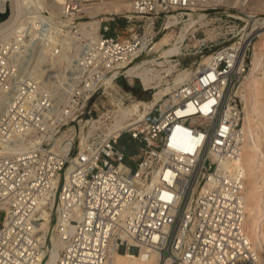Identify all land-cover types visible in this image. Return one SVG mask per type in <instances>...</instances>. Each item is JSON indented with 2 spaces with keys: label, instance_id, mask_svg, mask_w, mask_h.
<instances>
[{
  "label": "built area",
  "instance_id": "1",
  "mask_svg": "<svg viewBox=\"0 0 264 264\" xmlns=\"http://www.w3.org/2000/svg\"><path fill=\"white\" fill-rule=\"evenodd\" d=\"M127 1L122 16L141 27L131 38L112 32L119 13L86 17L84 0H64L57 25L31 6L23 28L0 37V264H44L45 212L64 241L56 264H108L131 247L159 250L171 264H264L245 227V173L237 163L241 86L263 19L255 26L225 14L233 22L225 33L197 39L210 60L123 117L119 103L94 107L113 87L106 79L128 76L156 51L167 21L182 23L199 2ZM44 43L49 51L39 59Z\"/></svg>",
  "mask_w": 264,
  "mask_h": 264
},
{
  "label": "bare ground",
  "instance_id": "2",
  "mask_svg": "<svg viewBox=\"0 0 264 264\" xmlns=\"http://www.w3.org/2000/svg\"><path fill=\"white\" fill-rule=\"evenodd\" d=\"M198 1L200 0H195V2ZM16 2L17 4L15 5H17V8L15 7V9L17 10L13 12L14 14L10 16V21L13 20L11 21L12 23L14 21H17V18L19 17L21 12V1L18 0ZM63 2L64 0L50 1V4L53 7L51 11V20L56 25L58 24L57 20H60L61 18V13L63 11ZM107 7L112 13H118L131 9V5L127 0H114ZM97 8L99 11H101L100 9H103V6H99ZM93 10L94 8L92 9V11ZM0 12L7 14L6 10L0 9ZM205 15L206 14L204 13H200L199 16H196L195 14L191 13L189 19L184 21L181 31L175 37L172 36V32L175 30V28L168 29V31H166L159 37V39L155 43L154 49L158 53H160V56L164 58L163 60H157V58H145L131 65L127 69L126 73L128 76L131 77V80L132 77H137L144 85V88L158 89L154 93L155 101H158L165 94L173 91L174 88H176L182 81H184L188 77L193 76L196 73V70L191 71L189 69H185L184 71H180L172 82H162L164 78L163 72L168 73L172 71L173 65L171 57L174 55H178L182 52V49L185 46L184 43L186 38L191 32H194L197 29L196 25L198 22L203 23ZM54 18L58 19L56 20ZM5 21L6 20L2 22L0 20V29L4 28V26L8 22L9 23L7 25H10V21ZM90 23H93L96 28L99 26L98 19L90 21ZM86 24H88V22H83L81 25L85 26ZM167 24L171 28V26L177 25L178 21L176 20V18H171L167 21ZM13 31L15 30L13 29ZM170 36L174 38V41H170ZM259 36L261 38L258 42L264 43V28L259 33ZM261 44L253 45L251 67L247 72L241 86L242 97L244 99L243 128L245 135L242 145V151L239 157L237 158V163L238 165L243 167L245 173L244 194L247 209L245 227L255 249L264 255V48L260 49ZM39 50V59H41V55L44 52L49 51L48 44L44 43L40 46ZM209 60L210 56L209 54H206L201 64L207 63ZM157 65H160L162 68H158ZM262 70L263 75L260 76L259 74ZM106 82L112 85H114L115 83L113 81V77H108L106 79ZM115 103L120 104V109L122 110L123 117L129 114L132 110V106L122 105L121 100H117L115 101ZM137 104L138 103L136 102L133 104V106L137 107ZM3 151L4 148L1 147L0 143V153H2ZM43 216L45 219L42 223L41 228L44 229V236H46L49 230L48 228L51 217L48 212H45ZM63 246L64 241L61 239V235H53L52 246L47 252L48 255H46V258H48L44 264H56ZM45 254L46 252H44V255ZM108 264H171V262L167 257H164L162 255V252L159 250H152L150 253L141 250L139 253V250L137 248L131 247L130 249H120L116 251L113 254L112 258L109 260Z\"/></svg>",
  "mask_w": 264,
  "mask_h": 264
},
{
  "label": "rangeland",
  "instance_id": "3",
  "mask_svg": "<svg viewBox=\"0 0 264 264\" xmlns=\"http://www.w3.org/2000/svg\"><path fill=\"white\" fill-rule=\"evenodd\" d=\"M18 0H0V9L1 10H6L7 12V17L2 18L1 20V15H0V20L4 22V20L10 21L11 15L14 14L17 9L15 7L17 5ZM21 4V12L19 17L17 18V23L14 21L13 23L10 21V25L4 26V28L0 29V37L2 40L9 38L16 30L20 29L23 27L22 24V17L25 15V10H27L29 7L37 6L41 11H45L48 15L51 16V11L53 9L52 5L50 4L51 0H20ZM114 0H84L86 4V9L88 10L87 16H92L95 17L96 14L98 13H111V11L108 9V5L111 4ZM201 1V3H200ZM195 6L194 11H188L189 14L185 16L184 20L182 23H179L175 26H172L169 29L175 28V30L172 32V36H176L180 31L181 28L184 24V21L188 20L190 17V14L193 13L196 16H199L200 13H204L205 19L203 20V23L199 22L197 23L196 27H201L200 30L197 32V37L194 38L192 37L191 34L186 38L185 43H184V48L182 49V52L176 56H172V71L171 72H163L164 78H163V83L166 82H172L174 78L177 76V74L180 71H184L185 69H189L191 71H195L197 67L202 63V60L206 54H209L210 49L206 48L204 49V53L202 54L200 50L202 49L200 46V41H198V38L202 37H208L211 36V31L213 32H223L225 33L229 28L230 24L233 23L230 21V17L225 16V14H233L236 16L241 17L242 19L249 20L251 25H256L258 23V17L263 19L264 21V0H200ZM38 2V3H37ZM40 4V5H37ZM200 5V6H199ZM103 6V9H100L101 11L98 10L97 7ZM94 10L92 11V9ZM17 8V7H16ZM97 9V10H96ZM94 12V13H92ZM120 15V19H126L122 15L125 13H129L128 10L118 12ZM224 14V16H222ZM44 16V14L42 13ZM221 16L224 18L223 20L221 19ZM9 19V20H7ZM58 19V18H54ZM59 20V19H58ZM87 20V18L83 19V21ZM90 20V19H89ZM93 21V20H92ZM134 23H130L127 25V21L122 23L121 21L114 26L113 33H120L122 38H131L136 32H138L141 27L138 25L139 21L134 20ZM58 22V21H57ZM89 22V21H87ZM84 22V23H87ZM255 22V24H254ZM53 24H55L53 22ZM59 24V22H58ZM203 24V25H202ZM7 26V27H6ZM11 26V27H10ZM10 29H9V28ZM19 27V28H16ZM263 28H264V22H263ZM262 28V29H263ZM13 29L15 31H13ZM215 29V30H214ZM259 33L261 32V30ZM6 30V31H4ZM4 31V32H3ZM13 31V32H12ZM168 31V30H167ZM192 31V29H191ZM10 32V33H9ZM12 32V33H11ZM166 32V31H165ZM164 32V33H165ZM163 33V34H164ZM176 33V34H175ZM4 34V35H3ZM174 34V35H173ZM2 35V36H1ZM8 35V36H7ZM4 36V38H3ZM7 36V37H6ZM170 36V41H174V38ZM172 38V39H171ZM260 36L254 41V44H261L260 49L264 48V43L261 42L259 43L258 41L260 40ZM53 42H55V38L52 37ZM1 40V41H2ZM188 47H187V46ZM252 52H253V47H251L249 54H248V63H249V68L248 71L251 67V62H252ZM145 58H157V60H163L164 58L160 56V53L157 51L152 52L150 55L144 57ZM143 60V59H142ZM44 66L48 67L49 69L53 66L51 63V60H45L44 61ZM169 66V65H167ZM158 68H162L160 65H157ZM260 76L263 75V70L259 74ZM171 80V81H170ZM158 89H146L144 88V85L141 83L139 78L137 77H131L130 76H121L117 81H115L114 85L112 88L107 89L106 91H103L100 93V95L95 99L94 101V107L97 109V111H102L106 110L108 108H111L115 106V101H120L125 102V106H131L132 104L138 102V101H145V100H150L155 98V92ZM113 93V94H112ZM115 93V94H114ZM115 97V98H114ZM112 98V99H111ZM120 99V100H119ZM123 99V100H122ZM115 100V101H114ZM244 123V122H243ZM107 129L104 128V132H106ZM126 140L127 136H123V138L120 141V146L126 148ZM134 150H130V153H133ZM3 215L4 213L0 212V225L3 221ZM264 228V225H263ZM48 239H47V246L48 250L52 246V236H57L59 233H57V222L56 220H53L49 224L48 228ZM264 230V229H263ZM48 252V251H47ZM46 252L45 254V260L44 263L46 262L47 258L46 255H48Z\"/></svg>",
  "mask_w": 264,
  "mask_h": 264
},
{
  "label": "water",
  "instance_id": "4",
  "mask_svg": "<svg viewBox=\"0 0 264 264\" xmlns=\"http://www.w3.org/2000/svg\"><path fill=\"white\" fill-rule=\"evenodd\" d=\"M0 15H1V20H2V18L4 19L8 16L6 13H2V12H0Z\"/></svg>",
  "mask_w": 264,
  "mask_h": 264
},
{
  "label": "trees",
  "instance_id": "5",
  "mask_svg": "<svg viewBox=\"0 0 264 264\" xmlns=\"http://www.w3.org/2000/svg\"><path fill=\"white\" fill-rule=\"evenodd\" d=\"M120 21H121L122 23L126 22V20H125V19H120Z\"/></svg>",
  "mask_w": 264,
  "mask_h": 264
}]
</instances>
